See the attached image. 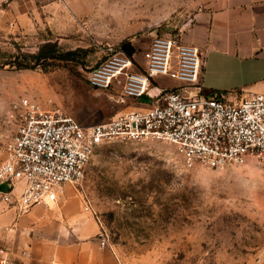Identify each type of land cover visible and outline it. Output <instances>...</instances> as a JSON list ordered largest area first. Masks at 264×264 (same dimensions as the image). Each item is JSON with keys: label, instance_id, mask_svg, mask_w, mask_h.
I'll list each match as a JSON object with an SVG mask.
<instances>
[{"label": "rangeland", "instance_id": "rangeland-1", "mask_svg": "<svg viewBox=\"0 0 264 264\" xmlns=\"http://www.w3.org/2000/svg\"><path fill=\"white\" fill-rule=\"evenodd\" d=\"M201 6L200 0H0V159L10 134L6 114L23 97L60 106L84 124L136 108L118 86L93 88L90 71L124 49V41L144 64L154 37L180 40ZM46 42L84 48L87 65L44 71L9 64ZM76 189L123 264H264V160L255 156L213 168L188 163L168 142L114 140L101 145Z\"/></svg>", "mask_w": 264, "mask_h": 264}, {"label": "built area", "instance_id": "built-area-1", "mask_svg": "<svg viewBox=\"0 0 264 264\" xmlns=\"http://www.w3.org/2000/svg\"><path fill=\"white\" fill-rule=\"evenodd\" d=\"M144 56L142 64L124 49L115 50L90 71L93 88L118 86L137 104L106 121L84 124L60 106L29 97L10 106V134L0 160L5 201L11 202L14 189L23 184L16 197L20 212L49 206L66 185L81 183L101 145L114 140L168 142L188 163L213 168L242 164L249 156L264 160V93L205 94V53L181 38L156 35ZM160 76L178 84H160ZM101 236L107 245L103 231ZM0 264H14L10 249L0 247Z\"/></svg>", "mask_w": 264, "mask_h": 264}, {"label": "crops", "instance_id": "crops-1", "mask_svg": "<svg viewBox=\"0 0 264 264\" xmlns=\"http://www.w3.org/2000/svg\"><path fill=\"white\" fill-rule=\"evenodd\" d=\"M200 3L181 39L205 53L204 93H264V0ZM158 82L178 84L164 76ZM22 189L16 186L11 202L0 196V247L13 252L14 264H123L110 244H102V226L74 185L49 206L24 213L16 203Z\"/></svg>", "mask_w": 264, "mask_h": 264}, {"label": "trees", "instance_id": "trees-1", "mask_svg": "<svg viewBox=\"0 0 264 264\" xmlns=\"http://www.w3.org/2000/svg\"><path fill=\"white\" fill-rule=\"evenodd\" d=\"M124 50L131 56L134 55L135 46L124 41ZM17 59L8 61L16 69H42L47 71L60 64L87 65V51L82 48L68 49L59 42H46L35 53H25Z\"/></svg>", "mask_w": 264, "mask_h": 264}, {"label": "water", "instance_id": "water-1", "mask_svg": "<svg viewBox=\"0 0 264 264\" xmlns=\"http://www.w3.org/2000/svg\"><path fill=\"white\" fill-rule=\"evenodd\" d=\"M0 188L4 189L5 188V185H2Z\"/></svg>", "mask_w": 264, "mask_h": 264}]
</instances>
